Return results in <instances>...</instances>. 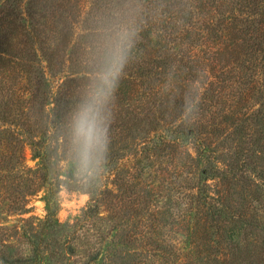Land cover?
<instances>
[{
    "label": "trees",
    "instance_id": "1",
    "mask_svg": "<svg viewBox=\"0 0 264 264\" xmlns=\"http://www.w3.org/2000/svg\"><path fill=\"white\" fill-rule=\"evenodd\" d=\"M126 33L131 47L124 75L115 104L104 108L119 106L124 130L162 119L167 132L149 136L150 145L165 142L177 150L195 142L204 159L185 215L170 195L159 212L161 226L177 224L216 249L223 264H264V0H5L0 127L14 117V103L53 94L45 69L62 74L64 86L79 83L70 93L87 96ZM229 140L232 155L222 167L217 145ZM36 155L49 158L46 148ZM159 184L141 180V207L162 194ZM48 199L44 226L53 236L45 246L54 250L64 232L52 187ZM160 235L158 243L165 239ZM29 239L34 262L46 264L39 241Z\"/></svg>",
    "mask_w": 264,
    "mask_h": 264
},
{
    "label": "rangeland",
    "instance_id": "2",
    "mask_svg": "<svg viewBox=\"0 0 264 264\" xmlns=\"http://www.w3.org/2000/svg\"><path fill=\"white\" fill-rule=\"evenodd\" d=\"M45 73L53 94L11 104L14 117L0 127V146L6 152L0 155V264H37L30 236L39 241L46 264H223L216 249L182 233L177 224L160 223L159 212L168 207V196L175 198L178 214L184 216L182 208L196 192L191 183L204 164L196 143L183 142L177 150L165 142L152 146L149 136L165 134L169 127L165 121L124 130L117 119L119 106L108 105L102 114L113 110L109 152L102 179L90 176L81 168L79 145L74 142V116L88 95L70 93L79 83L64 86L62 74L47 69ZM232 145L230 140L218 143L215 156L220 166L228 163ZM36 148H46L48 160L37 156ZM141 180L163 186L158 199L143 207ZM51 187L60 200L57 218L64 232L54 250L45 246L51 233L44 226ZM160 234L165 238L162 243Z\"/></svg>",
    "mask_w": 264,
    "mask_h": 264
},
{
    "label": "clouds",
    "instance_id": "3",
    "mask_svg": "<svg viewBox=\"0 0 264 264\" xmlns=\"http://www.w3.org/2000/svg\"><path fill=\"white\" fill-rule=\"evenodd\" d=\"M131 34H124L116 45L110 67L100 77V84L88 93V98L74 116L75 143L79 145L82 170L90 176H100L104 171L106 153L109 152V128L113 110L108 116L102 114L107 104H115L116 92L127 64V52L131 47Z\"/></svg>",
    "mask_w": 264,
    "mask_h": 264
}]
</instances>
